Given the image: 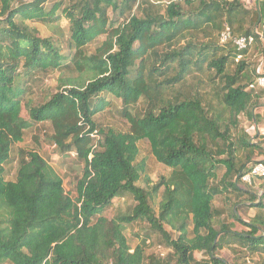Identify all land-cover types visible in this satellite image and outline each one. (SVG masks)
I'll list each match as a JSON object with an SVG mask.
<instances>
[{
    "label": "trees",
    "instance_id": "trees-1",
    "mask_svg": "<svg viewBox=\"0 0 264 264\" xmlns=\"http://www.w3.org/2000/svg\"><path fill=\"white\" fill-rule=\"evenodd\" d=\"M61 19L67 53L26 23L60 29ZM225 22L233 37H255L238 61L233 42L219 41ZM254 53L264 58V9L241 0H0V264H224L214 253L232 245L264 258V193L240 180L264 163V89L249 87L259 76ZM49 72L62 75L57 88L34 103L30 82ZM113 98L126 131L95 121ZM36 123L48 124L55 152L82 166L74 196L37 150H20L6 179L11 149ZM143 139L169 169L155 183L138 160ZM126 196L130 211L107 217ZM137 221L149 230L131 246L124 230ZM153 234L168 254L148 252Z\"/></svg>",
    "mask_w": 264,
    "mask_h": 264
},
{
    "label": "rangeland",
    "instance_id": "rangeland-1",
    "mask_svg": "<svg viewBox=\"0 0 264 264\" xmlns=\"http://www.w3.org/2000/svg\"><path fill=\"white\" fill-rule=\"evenodd\" d=\"M55 0H49V2ZM161 3H166L169 0H160ZM27 25L31 28L37 36L41 37H52L55 39V44L60 47L62 53H67V37L69 34L68 22L65 19L60 20V29L47 26L43 23L27 21ZM61 31L60 32L58 31ZM103 40L101 37L95 43L86 46L85 51L91 53ZM258 53V52H257ZM252 66L257 69V60L251 62ZM62 76L59 72H49L45 75H40L35 81L30 82L31 93L28 95L34 103H39L44 100L47 94L54 92L57 88L58 78ZM262 104H264V98L262 99ZM144 106V102H139L135 105L134 113L141 112ZM121 103L118 99H112V105L108 107L104 112L99 113L94 116L95 121L105 128H113L117 131H126L128 128L127 121L120 115ZM264 108V105H260L256 108V113L260 114ZM22 115L28 117L26 110L23 109ZM240 123L248 131H252L254 128L251 125L250 118L245 116L240 117ZM263 125L259 126V131L263 133ZM49 130L47 123H36L30 128H28L23 137V141L15 144L10 152L9 162L4 164L5 167V177L8 180H13L16 173L17 162L20 157V150H37L52 166L56 173L63 179L64 189L70 195L74 196L75 183L77 179L81 176L82 166L75 162V156L73 153L67 156H61L55 152V148L51 145L45 136V131ZM139 155L138 160H144L146 165V174L148 175L149 181L155 183L160 176L167 175L169 169L164 165L158 163L150 152L149 143L147 140L143 139L138 142ZM262 159L263 157H259ZM138 186L145 187L146 182L142 178L138 183ZM252 192L262 195L264 192H260L263 188L262 182L256 180L255 184L251 186H245ZM160 201V193L153 197L151 200V206L156 210L158 203ZM221 200L219 197L215 200V205L219 206ZM134 205V200L131 197H123L114 201L113 205L105 211V215L109 218L115 217L118 214L129 212ZM242 216L251 217L254 213V209H246L245 207H239ZM237 229H244L241 224L236 225ZM149 228L144 222H133L125 226L124 234L131 246H135L140 242L141 237L145 238V234L148 232ZM158 235L153 234L151 240L149 241V247L151 248L150 253L159 252L164 255L168 254L170 249L163 244ZM148 247V248H149ZM232 248H223L217 250L214 255L221 259L224 264H264V258L260 254L248 255L242 248L237 245H232ZM194 257L196 260H206L208 261V256L200 251L194 252Z\"/></svg>",
    "mask_w": 264,
    "mask_h": 264
},
{
    "label": "built area",
    "instance_id": "built-area-1",
    "mask_svg": "<svg viewBox=\"0 0 264 264\" xmlns=\"http://www.w3.org/2000/svg\"><path fill=\"white\" fill-rule=\"evenodd\" d=\"M261 38V35H259ZM255 37L253 34L249 35H243L238 37H233L231 34V30L229 25L225 22L223 24V29L219 35V41L220 43H226L228 41H232L233 44L236 46V49L238 51V54L236 55L235 60L238 61L239 59L244 58L243 51L246 50L249 46H251L254 43ZM252 59L257 60V71L259 73V76L255 78V80L249 84V87L252 89L255 88H262L264 89V75H263V56L257 53H254L252 55ZM251 130H254L252 128ZM250 133H254L252 131H249ZM260 180L262 182L263 188H264V163L258 162L255 165H253L249 172L245 173L241 177V182L247 185H253L255 184L256 180ZM260 192H264L262 189Z\"/></svg>",
    "mask_w": 264,
    "mask_h": 264
},
{
    "label": "crops",
    "instance_id": "crops-1",
    "mask_svg": "<svg viewBox=\"0 0 264 264\" xmlns=\"http://www.w3.org/2000/svg\"><path fill=\"white\" fill-rule=\"evenodd\" d=\"M244 8L251 9L253 12H259L264 9V0H241Z\"/></svg>",
    "mask_w": 264,
    "mask_h": 264
}]
</instances>
